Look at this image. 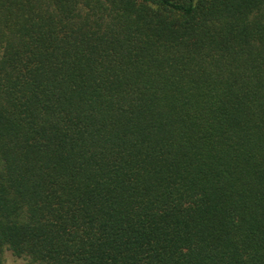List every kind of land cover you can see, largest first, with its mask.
Returning a JSON list of instances; mask_svg holds the SVG:
<instances>
[{
    "label": "trees",
    "instance_id": "16d2710c",
    "mask_svg": "<svg viewBox=\"0 0 264 264\" xmlns=\"http://www.w3.org/2000/svg\"><path fill=\"white\" fill-rule=\"evenodd\" d=\"M264 264V0H0V253Z\"/></svg>",
    "mask_w": 264,
    "mask_h": 264
},
{
    "label": "rangeland",
    "instance_id": "374dc122",
    "mask_svg": "<svg viewBox=\"0 0 264 264\" xmlns=\"http://www.w3.org/2000/svg\"><path fill=\"white\" fill-rule=\"evenodd\" d=\"M1 264H27L24 259L16 258L11 252L5 251L3 254L0 253Z\"/></svg>",
    "mask_w": 264,
    "mask_h": 264
},
{
    "label": "water",
    "instance_id": "95a60500",
    "mask_svg": "<svg viewBox=\"0 0 264 264\" xmlns=\"http://www.w3.org/2000/svg\"><path fill=\"white\" fill-rule=\"evenodd\" d=\"M0 264H1V262H0Z\"/></svg>",
    "mask_w": 264,
    "mask_h": 264
}]
</instances>
